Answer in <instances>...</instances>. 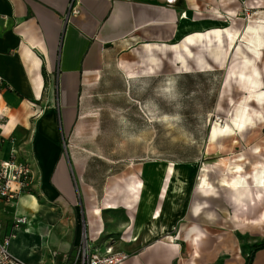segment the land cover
Masks as SVG:
<instances>
[{"label": "crops", "instance_id": "1", "mask_svg": "<svg viewBox=\"0 0 264 264\" xmlns=\"http://www.w3.org/2000/svg\"><path fill=\"white\" fill-rule=\"evenodd\" d=\"M201 1L0 0V163L26 162L34 179L17 201H0V236L17 261L66 264L84 233L94 247L111 245L126 253L123 264H216L220 256V264H247L250 249L247 257L229 251L231 238L260 228L254 244L264 241V205L258 200L240 204L227 190L233 205L229 212L215 190L210 197L200 194L202 188L215 187L204 185L182 197L171 189L167 195L164 189L175 186L163 180L183 176L142 171L125 175L117 201L109 193L99 209L94 197L90 201L96 192L88 190L83 173L73 172L71 157L62 155V145L78 125L84 132L92 125L82 99L100 81L108 58L127 65L135 58L136 50H125V45L134 42L139 54L174 55V47L191 38L192 55L198 47L215 49L217 31L219 51H232H227V33L234 44L245 31L241 17L232 30L228 17L234 4L228 9L222 4L228 0H218L219 16L212 20ZM71 4L78 14L67 18ZM249 33L252 41L255 33ZM78 183L84 185L82 194ZM83 197L89 201L86 209ZM197 204L203 206L197 210ZM18 217L26 220L19 228L14 226ZM249 264H264V249L255 251Z\"/></svg>", "mask_w": 264, "mask_h": 264}, {"label": "rangeland", "instance_id": "2", "mask_svg": "<svg viewBox=\"0 0 264 264\" xmlns=\"http://www.w3.org/2000/svg\"><path fill=\"white\" fill-rule=\"evenodd\" d=\"M253 1L222 3L228 9L234 4V15L228 17L232 30L240 17L245 27L235 42L240 49L235 47L228 55L198 47L191 58L185 56L176 65L172 53L139 54L131 42L124 46L137 52L130 64L108 58L100 81L82 99L83 111L92 118L90 129L84 132L78 125L73 138L61 147L63 157L69 161L71 157L72 171L83 173L88 190L96 192L90 201L94 197L99 209L109 193L110 200L117 201L125 175L142 171L183 176L163 180L175 186L163 188L167 195L171 189L182 197L204 185L215 187L229 212L233 205L223 184L255 187L264 172V0ZM218 3L200 4L213 20L219 16ZM224 16L220 15L223 20ZM249 32L255 33L253 49ZM77 186L82 194L84 185ZM83 198L80 202L86 209L89 201ZM261 234L259 228L232 237L229 251L247 257ZM222 260L220 256L215 263Z\"/></svg>", "mask_w": 264, "mask_h": 264}, {"label": "built area", "instance_id": "3", "mask_svg": "<svg viewBox=\"0 0 264 264\" xmlns=\"http://www.w3.org/2000/svg\"><path fill=\"white\" fill-rule=\"evenodd\" d=\"M77 14L78 8L71 4L67 18ZM32 171L31 166L26 162L17 164L14 159H10L0 163V201L14 202L20 199L23 193H27L34 180ZM21 224H26L24 218L15 219V227L19 228ZM75 250L73 258L66 264H123L127 258L126 253L115 250L111 245L103 248L92 246V240L85 233ZM0 264H23L9 254L7 239L1 236Z\"/></svg>", "mask_w": 264, "mask_h": 264}, {"label": "bare ground", "instance_id": "4", "mask_svg": "<svg viewBox=\"0 0 264 264\" xmlns=\"http://www.w3.org/2000/svg\"><path fill=\"white\" fill-rule=\"evenodd\" d=\"M226 38L228 40V49L227 51H231L233 50L236 46L233 39V36H231L229 33H227ZM213 40L215 41V49L217 51H219L222 47H221V42H220V33L219 32H215L213 35ZM194 41L191 38H188L185 43H183L180 47H172L173 49V53L175 56V61H177V64H182L183 63V58L185 56L191 58V52L189 50V46L193 45ZM218 45V47H217ZM256 185H255V191H251V189L249 187H241V186H237V183L234 185L232 184L228 189L230 190V195H232V198L235 202L238 203H243L245 201H250L251 203H257L256 200H258V203H262V205H264V176H261L260 178L256 179L255 181ZM251 187V186H250ZM200 193L203 196L206 197H210L212 196V194H214V189L212 188H206V189H200ZM183 193V192H182ZM199 206H203V204H197L195 207L198 210ZM264 209V208H262ZM256 224V223H255Z\"/></svg>", "mask_w": 264, "mask_h": 264}, {"label": "trees", "instance_id": "5", "mask_svg": "<svg viewBox=\"0 0 264 264\" xmlns=\"http://www.w3.org/2000/svg\"><path fill=\"white\" fill-rule=\"evenodd\" d=\"M259 249H264V241L258 242V243H256V244H254V245L251 246V248H250V255H249V257H248L247 264L250 263V260H251L252 254H253L255 251L259 250Z\"/></svg>", "mask_w": 264, "mask_h": 264}]
</instances>
